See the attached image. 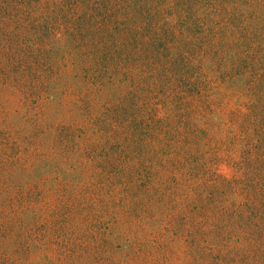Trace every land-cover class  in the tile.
Masks as SVG:
<instances>
[{"label": "rangeland", "instance_id": "rangeland-1", "mask_svg": "<svg viewBox=\"0 0 264 264\" xmlns=\"http://www.w3.org/2000/svg\"><path fill=\"white\" fill-rule=\"evenodd\" d=\"M171 1L151 24L122 0L0 2V264H215L223 245L264 264V3L230 0L256 21L222 11L199 42L163 30Z\"/></svg>", "mask_w": 264, "mask_h": 264}, {"label": "trees", "instance_id": "trees-1", "mask_svg": "<svg viewBox=\"0 0 264 264\" xmlns=\"http://www.w3.org/2000/svg\"><path fill=\"white\" fill-rule=\"evenodd\" d=\"M1 1L3 0H0V2ZM33 1H36V0H32V2ZM76 1L78 2L79 0H76ZM156 1L157 0H130V3H127L126 0H122V6L124 9H128V10L134 9L135 13L139 12L142 15V19L146 21L145 23L149 21L151 24L154 18L156 17V15L159 13L155 9L156 5L158 4V2ZM77 2H74L75 7H71L68 9L66 15H73V16L76 15L78 16V20H81V21L85 20L88 17L90 18L95 17V14H93L92 12H89L90 14H88V12L84 14L80 10V8L77 7ZM171 2L172 3L169 5L170 8L173 6V4L174 5L178 4L179 10H177V14L179 15V20L175 22L173 21V22L166 23L163 30H167L169 32H177V31L179 32L182 28L183 29L188 28L189 30L193 31V28L196 26L198 31H200V32H197L198 35H196V39L199 42H203V41L207 42L209 39L215 36V35L209 34V31H211L214 34L216 25H217L216 18L220 16L222 11L223 13H229V15L234 17L235 18L234 20L238 22L241 18H243L245 21L248 20L251 25L253 24V21H256L253 16L252 7L250 6L251 3L248 4L247 8L242 10V9H239L240 6L237 8V4H234L230 0H172ZM212 3L213 4L220 3L222 5V8L214 10V6ZM245 3H247V0L245 1ZM263 3H264V0H255L254 2L255 5L259 4V6H261ZM226 5H227V8H224ZM90 9H92V6L90 7ZM261 10L264 11V4L263 6L259 7V11ZM256 15L257 14L255 13V17ZM185 18H187V22L185 21ZM127 19H128L127 16L123 13L122 16L116 20V24L120 25L124 23L125 21H127ZM65 21L66 20H64L63 22ZM159 21H157V23L154 24V26L160 27L161 22ZM55 23H56L55 18L51 19L50 22H48V24L51 26H54ZM230 24L232 25L233 23H230ZM142 25L144 26V24ZM143 29L144 28L138 29L137 34H139ZM261 31L262 33H260ZM263 31H264V22L261 21L257 25V27H254L253 33H256L257 36L262 37L261 40H263V36H262V34H264ZM172 38H173L174 44H172V39L170 37V40H169L171 42V43L169 42L170 48L167 49L165 53L171 59L179 61L180 65L182 66L184 63L186 64V61L192 60L193 55L196 51L191 49L189 46L187 47L186 45L187 43L185 42H183L184 48L181 49L179 47L180 45L179 43L181 40H178V38H175V37H172ZM159 44H160V41H159ZM160 46H163V43H161ZM261 50H262L261 47L258 46L256 52H260ZM144 51L146 52V55L145 56L142 55V57L145 60H147L149 56V57H152L151 58L152 63L158 64V54L154 55L153 57L150 54L151 50H144ZM146 62H149V61H146ZM247 64H249V62H247ZM182 68H185V67H182ZM165 164L166 166H163V168L167 170L166 172L171 175V178L175 177V174L179 172L177 165L175 167L168 166L170 164V160L168 159L166 160ZM201 197L202 196H197L195 192L196 204L198 203ZM258 216L264 218V210H261L260 214L258 213ZM243 225H245V227L242 230H240L241 225H239V227H236L230 230L231 236L235 237L236 241L239 239L240 232L244 231L245 229L249 230V234H251L250 236L251 238H256L257 232L262 227L261 225H258V224L251 225V226H248L247 224H243ZM191 231L193 233L196 230L192 229ZM259 234H260V231L258 232V236ZM243 240H244V237L241 241H238V242H242ZM200 246L207 247L203 244ZM257 249H260V246ZM236 251H238L237 248H231V247L224 246V245L221 246L220 249L217 250L218 256H216L215 264H255L256 263L255 259L257 257V254L254 257H250L248 260L243 259L240 254H237L235 256V259L229 256L232 252H236ZM205 253L206 252H202L201 255ZM209 256H210V252L208 253V257Z\"/></svg>", "mask_w": 264, "mask_h": 264}]
</instances>
